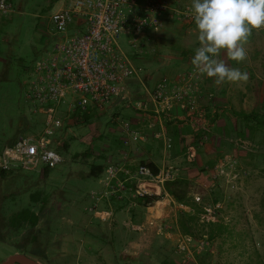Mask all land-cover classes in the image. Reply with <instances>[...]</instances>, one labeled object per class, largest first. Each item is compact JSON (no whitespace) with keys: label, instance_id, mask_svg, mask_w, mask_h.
Wrapping results in <instances>:
<instances>
[{"label":"rangeland","instance_id":"1","mask_svg":"<svg viewBox=\"0 0 264 264\" xmlns=\"http://www.w3.org/2000/svg\"><path fill=\"white\" fill-rule=\"evenodd\" d=\"M11 1L15 11L0 19V147L39 129L44 120L25 97L23 81L28 78L26 68L52 48L49 15L58 7L56 0ZM167 1L178 8L191 5V0ZM191 25L196 29L193 19L167 18L160 31L145 30L134 45L121 34L118 44L136 70L125 86L127 94L103 109L88 107L86 120L68 112L64 143L55 149L61 156L58 164L47 170L29 164L0 173V261L17 251L43 264H264V29L253 31L246 45L248 58L236 62L248 73L246 82L204 92L199 74L197 90L186 96L185 108L176 104L169 115L155 113L149 99L154 84L163 76L172 77L174 68L181 67L178 74L192 67L187 59L170 64L186 45H199ZM138 102L147 103L146 114L136 108ZM65 107L62 103L63 116ZM129 110L133 115L128 116ZM125 120L145 139H128ZM154 132L160 138L153 139ZM164 136L171 137L170 146H165ZM140 145V150L151 148L159 169L172 167L175 179H183L182 202L164 192L143 206L136 202L133 177L123 184L114 179L105 187L99 180L104 172L97 178L89 175L94 164L127 166L134 173L149 162L137 155ZM190 146L193 157L188 155ZM124 174L119 173L120 180ZM146 187L162 194V186ZM25 208L38 215L34 226L12 219ZM101 210L110 212L108 219L95 216ZM182 210L198 219L199 227L190 235L195 240L188 244L191 253L178 251L182 236L188 235L177 226ZM208 222L217 223L213 237L207 233ZM88 223L98 236L94 246L81 245L80 234L91 233ZM199 241L205 242L200 253Z\"/></svg>","mask_w":264,"mask_h":264},{"label":"built area","instance_id":"2","mask_svg":"<svg viewBox=\"0 0 264 264\" xmlns=\"http://www.w3.org/2000/svg\"><path fill=\"white\" fill-rule=\"evenodd\" d=\"M58 7L49 15L54 38L50 51L26 68L28 78L23 81L25 97L33 102V111L44 114L39 129L19 136L12 145L0 147V171L14 172L19 167L42 165L52 167L61 162L57 153L58 143H64L65 122L68 112L85 111L88 107L103 109L104 104L117 97H124L129 78L136 74L130 57L120 48L121 34L129 36L134 45L145 30L158 32L167 18L186 22L193 19L191 5L178 8L167 0H56ZM11 0H0V19L14 12ZM200 75L192 66L176 77L163 76L149 92L155 113L169 115L176 104L185 108L186 96L197 90ZM126 93V94H125ZM189 99L188 103H193ZM66 103L64 116L61 104ZM136 108L146 114V102H138ZM66 112V113H65ZM156 121V118L155 120ZM123 129L132 141L144 140V134L123 122ZM153 125V123L151 124ZM153 137L160 138L159 132ZM171 137L164 136L165 146L171 145ZM193 146L188 148L193 157ZM123 171V180L119 173ZM99 178L105 187L116 179L123 184L135 180V195L152 194L146 187L151 184L160 190L166 180H173L174 169L167 167L153 174L148 163L140 164L134 173L122 165L108 164ZM106 214V215H104ZM110 212L95 211L100 220L109 218ZM134 228L139 225H132ZM195 239L182 236L179 252L191 253L188 244ZM205 242L199 241L197 251L204 250Z\"/></svg>","mask_w":264,"mask_h":264},{"label":"clouds","instance_id":"3","mask_svg":"<svg viewBox=\"0 0 264 264\" xmlns=\"http://www.w3.org/2000/svg\"><path fill=\"white\" fill-rule=\"evenodd\" d=\"M191 12L199 43L191 63L197 72L217 86L246 82L248 73L230 67L221 54L238 64L248 58L249 38L264 29V0H191Z\"/></svg>","mask_w":264,"mask_h":264},{"label":"trees","instance_id":"4","mask_svg":"<svg viewBox=\"0 0 264 264\" xmlns=\"http://www.w3.org/2000/svg\"><path fill=\"white\" fill-rule=\"evenodd\" d=\"M11 63L6 64V69L10 67ZM73 113L75 115H78L79 118L86 120L88 117L87 114H85V111H79L76 110ZM81 114V115H80ZM245 117V116H244ZM247 122V120L245 121ZM260 122V121H259ZM263 125V124H261ZM254 127H250V130H253ZM12 139L7 145H12L15 140ZM148 165L150 166V169L153 174H156L159 170V167L152 162H148ZM49 167H44V169H48ZM104 167L101 165H91L89 169V175L90 176H97L103 171ZM2 175L8 174L9 172L0 171ZM168 193L170 196H172L177 202H182L184 196L186 195V190L184 189V181L183 179L176 178L173 180H166L162 184V194ZM161 197L160 194H144L142 196L136 197V202L138 204H141L143 206H149L153 204L156 200H159ZM217 198H214V201H216ZM194 210V209H193ZM197 211V210H196ZM14 220H22L25 222H28L31 226H34L38 221V215L32 211H30L28 208L22 209L20 212L14 215L12 218ZM208 225L210 227L209 231L207 232L210 237H213L215 235L214 229L217 225L216 222H208ZM177 226L180 232L183 234L193 235V231L195 228L199 227L198 219L196 217V214L191 211H181L177 218ZM202 227V224L200 225Z\"/></svg>","mask_w":264,"mask_h":264},{"label":"crops","instance_id":"5","mask_svg":"<svg viewBox=\"0 0 264 264\" xmlns=\"http://www.w3.org/2000/svg\"><path fill=\"white\" fill-rule=\"evenodd\" d=\"M190 30H191V32L194 34V33H197V30L193 27V25H191V27H190ZM197 35V34H196ZM197 47H199V45H197V44H194V43H191V44H189V45H186L185 46V48H182L181 50H180V53H181V55L180 56H177V57H174L173 59H171V61H170V64L171 65H175V64H179V61H183L184 62V60H186V62H187V66L188 65H190L189 67H191V66H193L192 65V63H191V60H192V57L194 56V53H195V49L197 48ZM221 58H223V57H221ZM224 60L228 63V65L230 66V67H236L237 66V64H236V61H233V60H230V59H228L226 56H225V58H224ZM181 67H177V68H174L173 70L174 71H172L173 72V74H172V77H176V74H177V72L179 71V69H180ZM181 70V69H180ZM203 76V80H204V82H203V91L204 92H206V90H211V88H213V87H215V88H218V89H220L219 87H221V86H217L215 83H214V78H209V77H207L206 75H202ZM226 84V83H225ZM222 85V87H226V85ZM220 91H224V90H222V88H221V90ZM123 110H126V109H122V111ZM132 110H129L128 111V116H129V114H131V115H133L132 113ZM135 114H137V113H134V115ZM139 115H141V113H138ZM143 115L144 114H142V117H143ZM139 118H136V119H133L132 118V121L134 122L135 120L137 121ZM142 120H144V118H142ZM126 121V120H125ZM128 121V120H127ZM129 122V121H128ZM130 123V122H129ZM128 139H129V137H128ZM153 139H156V138H153ZM143 146L142 145H140L139 147L137 146L136 147V153H137V155L140 153L141 154V157L140 158H146V159H149V162H152V163H155V161L152 159V157H151V152H149L148 150H151V148H143L142 150H140V148H142ZM156 164V163H155ZM157 165V164H156ZM127 170H129L130 172H132L127 166H124ZM102 173V172H101ZM100 173V174H101ZM99 175H97V176H93V177H95V178H97ZM124 178V177H123ZM89 224L90 225H92L91 223H88L87 224V227L89 226ZM89 228V230L88 231H90L91 233L89 234V233H86V234H80V236H82V243H81V245L82 246H86V245H88L89 243H93L92 244V246H94V241H97L98 240V236H97V234H96V231H95V229H92L90 226L88 227ZM95 233V234H94ZM15 253H17V251H15V252H13L12 254H15ZM12 254H9V255H6V256H4L3 257V260H4V258H6V257H8V256H10V255H12ZM1 262V261H0ZM14 264H18V263H14Z\"/></svg>","mask_w":264,"mask_h":264},{"label":"water","instance_id":"6","mask_svg":"<svg viewBox=\"0 0 264 264\" xmlns=\"http://www.w3.org/2000/svg\"><path fill=\"white\" fill-rule=\"evenodd\" d=\"M163 195L164 194H161V196H163ZM14 263H18V264H40L39 262H37L36 260L31 258L30 256L23 254V253L11 255L10 257L5 258L4 260H2L0 262V264H14ZM123 264H134V263L126 262Z\"/></svg>","mask_w":264,"mask_h":264},{"label":"flooded vegetation","instance_id":"7","mask_svg":"<svg viewBox=\"0 0 264 264\" xmlns=\"http://www.w3.org/2000/svg\"><path fill=\"white\" fill-rule=\"evenodd\" d=\"M28 256H30L31 258H33L34 260H36L37 262H39L40 264H43V263H41L36 257H34V256H32V255H28ZM126 263V262H125Z\"/></svg>","mask_w":264,"mask_h":264}]
</instances>
